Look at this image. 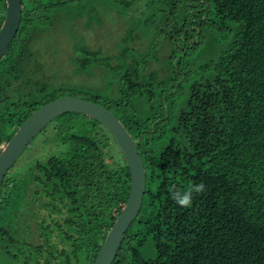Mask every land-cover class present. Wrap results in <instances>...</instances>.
<instances>
[{"label":"trees","instance_id":"1","mask_svg":"<svg viewBox=\"0 0 264 264\" xmlns=\"http://www.w3.org/2000/svg\"><path fill=\"white\" fill-rule=\"evenodd\" d=\"M23 2L0 59V154L43 105L98 103L146 170L112 264H264V0ZM6 15L0 0V30ZM97 25L107 44L95 43ZM60 63L74 65L73 84ZM41 134L44 154L17 160L0 187V264H94L128 201L130 168L123 152L108 159L114 137L87 114L64 113ZM201 182L191 207L171 199Z\"/></svg>","mask_w":264,"mask_h":264},{"label":"water","instance_id":"2","mask_svg":"<svg viewBox=\"0 0 264 264\" xmlns=\"http://www.w3.org/2000/svg\"><path fill=\"white\" fill-rule=\"evenodd\" d=\"M23 0H7V15L0 30V59L18 32ZM67 112H81L99 120L119 144L131 172L128 201L105 239L94 264H112L126 231L139 213L146 188V170L136 141L120 119L104 106L75 96L57 98L39 109L25 121L0 154V187L7 172L21 157L38 133L55 118Z\"/></svg>","mask_w":264,"mask_h":264},{"label":"rangeland","instance_id":"3","mask_svg":"<svg viewBox=\"0 0 264 264\" xmlns=\"http://www.w3.org/2000/svg\"><path fill=\"white\" fill-rule=\"evenodd\" d=\"M143 9V7L141 6V5H137L136 7H135V13H139L141 10ZM119 24V26H113V27H110L109 28V30H108V27L106 28V29H104V27L102 28V27H100L99 28V25H97V27L95 28V31L96 32H98L99 33V35H97L99 38H97L96 39V44H97V46L99 45V44H101L102 42H101V40L105 43V44H107L108 43V38L107 37H105V30L107 31H115V32H122V30H123V28L120 26V23H118ZM54 31H56L55 32V35L56 34H67L66 33V31H63V27H60V25L55 29V30H53V32ZM99 40V41H98ZM63 59L66 61L67 60V57H63ZM62 59V60H63ZM51 64V63H50ZM60 66L63 68V69H66V74H64V77H65V79L67 80H70L71 81V83L73 84L75 81L74 80H76V79H74V76H75V67H74V65H69V63H60ZM43 135L41 134V135H39V136H37L33 141H32V143H30V145L27 147V149L24 151V153L21 155V157L18 159V161L16 162V165L19 163V164H21V163H23L25 160H26V158H27V156H30V154H32V152L34 151V149H37L38 150V153H36V154H34V157L35 156H37V155H40V154H44V148H42L40 151H39V149H40V143H39V140L41 139V137H42ZM113 136V135H112ZM114 140H115V138H114ZM112 140V141H110V142H112V143H110L109 145H108V152H109V154H108V159L110 160V161H112V163H114V165H118V161H120V160H122V150H121V148H119L120 146H119V144L117 143V141L115 140ZM30 158V157H29Z\"/></svg>","mask_w":264,"mask_h":264},{"label":"clouds","instance_id":"4","mask_svg":"<svg viewBox=\"0 0 264 264\" xmlns=\"http://www.w3.org/2000/svg\"><path fill=\"white\" fill-rule=\"evenodd\" d=\"M205 185L201 182L198 185L189 186L187 189L177 190L173 188L170 192L171 199L180 207L189 208L192 206L194 194L204 191Z\"/></svg>","mask_w":264,"mask_h":264}]
</instances>
